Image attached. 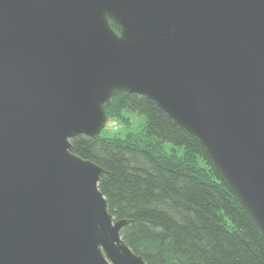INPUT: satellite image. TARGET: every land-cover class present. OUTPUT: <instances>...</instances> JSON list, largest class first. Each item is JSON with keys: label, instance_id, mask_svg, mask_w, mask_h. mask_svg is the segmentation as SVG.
<instances>
[{"label": "water", "instance_id": "1", "mask_svg": "<svg viewBox=\"0 0 264 264\" xmlns=\"http://www.w3.org/2000/svg\"><path fill=\"white\" fill-rule=\"evenodd\" d=\"M122 91L200 140L264 236V0H0V264H147L72 148Z\"/></svg>", "mask_w": 264, "mask_h": 264}, {"label": "trees", "instance_id": "2", "mask_svg": "<svg viewBox=\"0 0 264 264\" xmlns=\"http://www.w3.org/2000/svg\"><path fill=\"white\" fill-rule=\"evenodd\" d=\"M124 110L146 116L142 135L81 134L72 148L105 168L99 189L129 221L125 243L147 264H264L261 229L200 140L147 96L122 91L106 114L130 122Z\"/></svg>", "mask_w": 264, "mask_h": 264}, {"label": "rangeland", "instance_id": "3", "mask_svg": "<svg viewBox=\"0 0 264 264\" xmlns=\"http://www.w3.org/2000/svg\"><path fill=\"white\" fill-rule=\"evenodd\" d=\"M123 114H125V116H128L131 121L127 122L124 119L122 120L121 118H115L118 122L119 127L115 130H109L105 128L103 131L110 135L114 134L121 137L127 136V134L130 132L133 134L136 133L138 135H142V133H144L146 116L128 110H124ZM172 146L173 144L169 142L165 143V150L169 151Z\"/></svg>", "mask_w": 264, "mask_h": 264}, {"label": "built area", "instance_id": "4", "mask_svg": "<svg viewBox=\"0 0 264 264\" xmlns=\"http://www.w3.org/2000/svg\"><path fill=\"white\" fill-rule=\"evenodd\" d=\"M106 125V128L109 130H115L119 127L117 120L113 117L108 119Z\"/></svg>", "mask_w": 264, "mask_h": 264}]
</instances>
